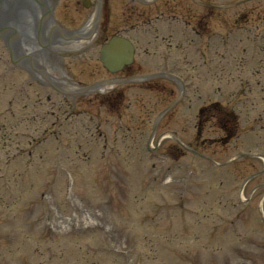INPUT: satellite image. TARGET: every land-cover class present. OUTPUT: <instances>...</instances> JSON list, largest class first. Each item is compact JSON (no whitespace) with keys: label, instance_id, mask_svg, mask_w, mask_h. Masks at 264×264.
Instances as JSON below:
<instances>
[{"label":"rangeland","instance_id":"374dc122","mask_svg":"<svg viewBox=\"0 0 264 264\" xmlns=\"http://www.w3.org/2000/svg\"><path fill=\"white\" fill-rule=\"evenodd\" d=\"M206 1L223 5L237 0ZM235 18L236 21H233ZM216 20V29L221 31L219 38L213 34L210 38L204 35L203 53H198V56L193 54L194 47L187 50V73L195 82L200 98L189 104L195 110L196 106H201V102L207 104L217 101L215 103L232 109L238 115L239 135L229 144L215 142L219 133L217 125L212 121L204 123L203 136L207 141L201 157L207 163L197 156L185 153L184 159H175L178 162L175 166L172 159L153 162L155 168L152 171L148 170L149 163L143 150L145 131L136 135L134 141L129 139L130 141L121 142L123 136L128 138L132 134L123 127L116 129L118 126L108 124L113 133H109L111 128H103L108 136L105 146L107 150L103 151L101 140L95 142L89 139L88 135L93 129H87L86 124L82 127L81 123L85 121L83 116L74 118L72 122L73 117H67L56 126L60 128L67 124L68 130L60 129L65 133L59 140L54 141V134H46V139L53 140L49 149L34 151V144L28 146V153H25L28 171L34 174L39 161L44 166H51V185L55 190L53 202L63 214L70 213L67 210L69 204L70 207L73 206L71 210H77L78 202L93 208L95 215L92 214L91 220L95 225L84 227L83 217L78 218L76 214H72L69 219L61 217L66 225L62 224L63 229L57 231L53 226L45 227L34 223L35 218L39 215L40 219L44 213L40 206L34 208L38 215L33 219L24 215L23 211L28 204L23 200L15 203V211L11 214L8 212L13 207L8 210L0 207V264H89L87 258L83 260L86 248L89 253L90 246L105 245L111 248L126 246L136 253L142 264H156L155 260L160 264H264V225L258 214V209L263 211L264 220V186H261L264 184V173L260 172L264 168V159L253 157L264 154V134L254 133L253 136L248 129L254 124L259 129L264 126V0L242 5L233 11L217 12ZM147 60L151 66L162 69L160 58ZM85 63L94 65L88 60ZM219 78L220 89L217 94L212 95ZM12 80L16 81V78ZM239 86L245 90L241 89L235 96L229 93L233 87L235 89ZM14 93L17 94L15 90L12 97L15 99L14 109L17 110L18 123L29 115H25L24 111L19 114V103ZM142 95H149L151 100L149 93ZM3 96L6 97L4 94ZM144 96L139 100L141 103L146 101L142 99ZM55 101L58 103V100ZM23 103L30 104L25 101ZM79 110L77 105V112ZM184 110L185 113L180 114L183 116L182 129L188 135L186 142L189 146H197L191 142L195 133L193 111L191 108ZM40 127L28 124L16 128L26 130L29 139L42 140L43 136L30 134L38 132ZM145 128L147 127L141 126V130ZM69 139L73 140L70 144L73 153L76 152L74 155L80 156L84 163L64 165L67 161L64 160L63 163V159L68 156L63 155L62 149L66 144L55 142H66ZM251 143L254 144L250 146ZM150 145L153 147L154 143ZM166 145H169L168 142L160 143L162 149ZM167 150L165 147L164 151ZM238 151H245L244 154L253 158L215 168L216 163L226 162ZM31 153L39 157L29 158L27 155ZM73 153L69 158L74 156ZM7 156L8 154L2 155L5 158ZM50 158L59 160L60 165L54 167V160ZM4 163L5 159H1L0 167H5ZM64 168H69L67 172L72 176L68 182L60 174ZM167 168H175L173 174ZM25 169L21 162L9 167L8 171L15 170L24 174ZM40 173L41 171L38 175ZM248 175H254L251 183L240 187L242 179ZM167 177L168 180L165 181ZM26 180L22 176L18 182H14L20 198H25L23 185ZM37 191L41 193L43 188ZM141 194L149 198L144 207L139 201ZM52 205L47 208L50 212L46 215L50 223L55 211ZM152 205L154 206L149 210L147 207ZM162 205H168L166 215L157 213L158 210L155 209ZM145 220L147 222L140 224V221ZM44 227L50 233L43 231ZM9 246L12 248L9 249ZM37 248L38 251H34ZM44 248L51 249L53 254L46 256ZM147 255L148 259L145 257Z\"/></svg>","mask_w":264,"mask_h":264},{"label":"flooded vegetation","instance_id":"af4514ba","mask_svg":"<svg viewBox=\"0 0 264 264\" xmlns=\"http://www.w3.org/2000/svg\"><path fill=\"white\" fill-rule=\"evenodd\" d=\"M151 8L155 11L157 9H163L164 11H169V3L163 2L161 0H157L152 3ZM95 7H90L87 10L80 9L76 10L73 13L72 17L69 16L70 13L61 16L63 20L68 22L72 21L73 23H78L81 20H87L92 13H94ZM110 9L106 7H102L100 10V14L97 18L94 19L95 30H101L100 39H98V35L95 36L94 39H91L88 47H97L99 45H103L112 34L120 33L125 30L126 34H132L135 39V43L141 48L144 52L143 56H139L138 54L134 58H160L159 55L153 54L151 51H154L155 48L164 47L168 52L171 58V24L168 22L164 23H146L145 31L140 32V16H138V12H131V19L134 20H125L124 19V8L117 7L116 11L109 12ZM153 29H158L161 33L162 41L157 43V39L153 36L151 31ZM122 34V33H121ZM155 52V51H154ZM133 73L132 67L124 68L121 76L127 77Z\"/></svg>","mask_w":264,"mask_h":264}]
</instances>
